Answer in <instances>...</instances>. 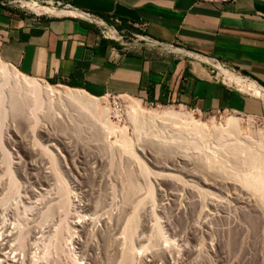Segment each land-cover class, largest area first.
Here are the masks:
<instances>
[{"label":"rangeland","instance_id":"obj_1","mask_svg":"<svg viewBox=\"0 0 264 264\" xmlns=\"http://www.w3.org/2000/svg\"><path fill=\"white\" fill-rule=\"evenodd\" d=\"M7 2L24 13L35 14L15 0ZM50 84L69 87L64 84ZM231 85L241 91L235 83ZM4 90L5 95L0 90V216L3 217H0V231L3 234L12 233V237L21 235L17 236L18 239L10 237L13 247L15 239L16 242L18 240V248L22 244L26 245L20 250L15 244L14 248L17 250H10L11 257L19 255L23 248L19 257L24 258L26 254L29 256V259L25 258V264H108V254L109 257L114 254V257L121 251L122 246L125 250L132 246L135 248L133 253L137 254L135 264H264V198L260 193L249 192L252 194L245 196L242 193L245 199H249L246 200L248 204L241 199L244 197L237 190L240 194L239 202V194H236V191L234 193L235 189L219 184L225 180V183H239L242 175L254 174L257 169L264 170V160L261 165L252 160L250 162V158L244 154H241V158H235L226 151L214 152L206 147L189 146L169 133L158 134L149 126L141 133L140 128L131 121L132 103L129 96L103 97V106L109 105L111 110L108 119L117 124L119 129L107 133L105 139L97 140L90 134V128L82 124L76 116L60 109H52L48 105L43 110L37 109L39 112L28 109L25 116L16 115L11 109L9 94L7 95L9 87L6 86ZM258 100L262 103L258 115L236 112L202 114L185 108L204 121L215 117L221 126L226 125L225 120L233 116L243 118L246 124L251 119L255 121L254 139L251 136L253 133L250 136L259 141V133L264 134V98ZM141 103L147 109L183 107L176 104ZM98 117L106 118L103 109L99 111ZM125 138L135 145L136 154L139 156L136 159L124 149L122 142ZM177 157H180L178 161ZM43 161L46 162L45 165ZM45 166L47 173L52 170L55 176L58 174V178L54 180L51 172L48 174V181V178L43 176ZM41 168L44 169L43 172ZM145 170H148L149 174H144ZM128 173L134 175L132 178L134 177L135 192L132 196V190L129 195L133 198L129 196L126 200L128 194L126 195L125 178H128ZM222 177L225 180L221 179ZM231 177L233 180L229 181L228 178ZM214 182H217L216 185ZM192 186L201 189H195L197 193H194ZM219 187L224 188V191ZM191 190L193 194L190 193ZM253 193L259 197H255ZM196 197H199L200 201ZM205 197L207 200H203ZM255 199L263 200V205L259 204L260 201L256 204ZM63 202L68 204L64 205ZM253 203L256 204L254 209ZM249 205H252L251 208ZM128 206L130 207L127 208ZM204 211L209 215L201 216V212L205 214ZM135 213L139 216L137 215V229L131 240L128 232L129 219ZM210 213L214 219L210 217ZM76 222L82 225H75ZM12 226L18 229L16 232L13 230L17 235L13 233ZM23 235L27 243L19 245ZM76 239L80 245L75 243ZM189 240L192 242L189 243ZM131 241L134 242L132 245ZM192 247L195 250L193 255L187 256L185 251ZM197 249L199 251H196ZM28 260H31V263Z\"/></svg>","mask_w":264,"mask_h":264},{"label":"crops","instance_id":"obj_2","mask_svg":"<svg viewBox=\"0 0 264 264\" xmlns=\"http://www.w3.org/2000/svg\"><path fill=\"white\" fill-rule=\"evenodd\" d=\"M63 1L110 23L129 43L146 36L169 47H129L95 22L28 14L0 0V58L28 77L95 97L129 96L202 114L261 112L260 97L229 84L205 58L264 86V0Z\"/></svg>","mask_w":264,"mask_h":264},{"label":"bare ground","instance_id":"obj_3","mask_svg":"<svg viewBox=\"0 0 264 264\" xmlns=\"http://www.w3.org/2000/svg\"><path fill=\"white\" fill-rule=\"evenodd\" d=\"M15 2L17 3H21L22 6L28 8L30 11H32L33 13L37 14V15H48V16H65V15H72V16H76V17H80L82 19H86L89 20L91 22H95L97 24L103 25L105 26V30H106V34L108 36H112L114 38H116L117 40L123 41L125 45L129 46V47H136V46H141L142 44L148 47H158L160 45H163L164 47H169L166 44H161L158 41L151 39L149 37L146 36H140V40L136 39L134 42L129 43L128 41H125L123 36L112 26H110L109 24L105 23L103 20H98L97 17L95 18L94 16H92V14H88L86 12H82L80 10L74 9V8H69V7H58L55 5H46L43 4L37 0H15ZM141 41H144V43H142ZM175 51H179V52H186L185 50H181L178 48H175ZM197 56V55H196ZM199 57V56H198ZM197 57V58H198ZM205 57V56H204ZM201 58V56H200ZM205 60L213 63L216 68L219 71V74L223 77V79L225 81H228L229 83H235L237 86L244 88L245 90L249 91V93L251 92L252 94H254L256 97L258 96V98H264V86H262L261 84H259L257 81L249 79L247 77H244L230 69H227L226 67H224L222 64L220 63H216L215 61L205 58ZM204 61V60H203ZM8 86L9 87V92L7 93V95L9 94L10 97V105H11V109L12 111L19 116H25L26 112L28 109H32L35 110L36 112H39L40 110L37 109H44L46 105H48L50 108L52 109H60L62 111H64L67 114H71L76 116L79 120H81V123L84 124L86 127L88 126L90 128V134H92V137L94 139H105V135L107 133H113L115 132L117 129V124L115 125V123H113L112 121H110V119H108V116L111 114V110L109 105L103 106L102 104V99L100 97H95L90 95L89 93H87L84 90H80V89H74V88H70V87H63V86H55V85H51L49 82H46L44 80H40V79H36V78H31L28 77L24 74H22L17 68H15L13 65L8 64L7 62L3 61L0 58V90L2 91V93L5 95V87ZM2 94V97L4 100V96ZM130 98V97H129ZM130 103H132L131 105V116L132 119L130 118L131 116H129V118L131 119V121H134L136 127L140 128L141 133L142 131H146L144 130L145 127L149 126L150 128L154 129V131L156 133H166V134H170L171 136L175 137L176 139H180L181 143L183 142L184 144H187L189 146H196L197 147H206L208 150L213 149L214 152H218V151H226L227 153H229L231 156L235 157V158H241V154H244L245 156L248 157V159L251 160L256 163L259 162L263 163L264 160V134L263 133H259L260 134V139L258 137L259 141H255L253 140L255 136V132L253 133V125L254 122L253 120H249V122L246 124L243 118L240 117H230L228 118L226 121V125L221 126L218 125L219 122H217L215 117L210 118L209 120L204 121L203 119H199L197 118L192 112H190V110H187L184 106L180 109L174 107V106H169V107H161L160 109H147L145 108L142 103L141 100L138 99H134V98H130ZM103 109L104 110V114L106 116V118H99V111ZM35 112H32V114ZM36 114V113H35ZM100 119V120H99ZM99 120V121H98ZM219 121V120H218ZM135 127V128H136ZM137 129V128H136ZM143 129V130H142ZM122 132L125 131L124 129H120ZM139 131V130H138ZM253 133V134H252ZM252 134V135H251ZM143 135V134H141ZM253 139H252V137ZM158 136V135H157ZM101 142V141H100ZM153 142V141H152ZM123 146L124 149L127 151V153L130 154V156L135 157V159L139 156H137L138 154H136V150H135V145L133 144L132 141H130L129 139L125 138L123 139ZM84 144V143H83ZM71 145V144H70ZM4 148V147H3ZM70 148V147H69ZM33 150V149H32ZM212 150V151H213ZM3 151V150H1ZM211 151V150H210ZM166 152V151H165ZM168 152V151H167ZM213 152V153H214ZM200 154V153H199ZM5 156V153L3 154ZM202 155V154H201ZM243 155V156H244ZM36 156V155H35ZM5 158V157H4ZM131 158V157H130ZM177 161L179 160L180 157H177ZM210 158V157H209ZM234 158V159H235ZM41 159V158H40ZM175 159V158H174ZM184 157H183V161H184ZM247 159V158H246ZM45 160H47L45 158ZM176 160V159H175ZM181 160V159H180ZM242 160H245L244 158H242ZM241 160V161H242ZM6 161V160H5ZM4 161V164H5ZM189 161H192L189 159ZM248 161V160H247ZM9 162V161H8ZM39 162H41L39 160ZM44 162V161H43ZM225 162V161H224ZM245 162V161H244ZM7 163V161H6ZM37 163V162H36ZM42 163V162H41ZM46 162H44L45 165ZM178 163V162H177ZM181 163V162H179ZM196 163V162H195ZM210 163V162H209ZM253 163V164H254ZM39 164V163H38ZM112 164V163H111ZM194 164V163H193ZM191 164V165H193ZM257 164V163H256ZM255 164V165H256ZM53 165V164H51ZM222 165V163H221ZM260 165V168L262 167ZM1 166V165H0ZM10 166V165H9ZM12 166V165H11ZM48 166V165H47ZM50 166V165H49ZM48 166V167H49ZM46 167V166H45ZM201 167V166H200ZM256 167V166H255ZM259 167V166H258ZM9 168V167H8ZM44 168V166H43ZM41 168V170L43 169ZM51 168V167H50ZM48 168V170L50 169ZM199 168V167H198ZM202 168V167H201ZM10 169V168H9ZM47 167L45 168V175H43L44 173H42V175L45 177H49L48 174H50L52 172V170L50 173H47L46 171ZM59 169V168H57ZM56 169V170H57ZM146 169V167H145ZM11 170V169H10ZM44 170V169H43ZM42 170V172H43ZM144 170V168H143ZM58 171V170H57ZM200 171V170H199ZM226 171V170H225ZM258 171V169H257ZM253 173H249V175H242L241 179L239 180L238 177L237 180H239V183H236L235 181L232 182L230 181L233 180L232 177L228 178L230 183H225V179H223V177L221 179L225 180L223 181V183H219L221 185H225L227 186V188H232L235 189L234 193L237 190L238 192L242 193L245 195H251L252 193L249 192H255V193H260V195L262 196V198H264V170L260 169V171ZM8 172V171H7ZM144 174H149L148 170L144 171ZM10 173V171L8 172ZM59 173V172H58ZM131 173V172H129ZM128 173V174H129ZM198 173V172H197ZM200 173V172H199ZM57 174V173H56ZM194 174V173H193ZM11 175V174H10ZM50 175H54V172H52ZM58 175V174H57ZM57 175H54V180L55 178H58ZM129 174V176L127 175V179L125 178V180L127 181L126 185H127V189L125 187V189L127 190V199L131 194L133 196V193L135 192V188H134V182H133V178L131 175ZM147 176V175H146ZM43 177V178H44ZM45 177V178H46ZM51 178V176H50ZM217 179V176H216ZM15 180V179H14ZM57 180V179H56ZM62 180V179H61ZM119 181L121 180V178L118 179ZM209 180V179H208ZM47 181V180H46ZM48 181L49 178H48ZM53 181V178L52 180ZM105 181V180H104ZM108 181V180H107ZM220 181V180H219ZM228 181V182H229ZM114 182V181H113ZM121 182V181H120ZM124 182V180H123ZM207 182V181H206ZM222 182V181H221ZM13 183V182H12ZM185 183V182H184ZM215 183V182H214ZM212 183V184H214ZM217 183V182H216ZM216 183L214 185H216ZM60 184V183H59ZM123 184V183H122ZM125 184V182H124ZM210 184V183H209ZM211 184V185H212ZM120 185V184H119ZM124 185V186H126ZM187 185V184H186ZM184 184V186H186ZM210 185V186H211ZM218 185V184H217ZM220 185V186H221ZM47 186V185H46ZM183 186V187H184ZM188 186V185H187ZM197 186V185H196ZM196 186H192L195 189H198L197 191H199L201 188H197ZM67 187V186H66ZM116 187V186H115ZM192 187H190L192 189ZM222 187V186H221ZM182 188V187H181ZM220 188V187H219ZM218 188V189H219ZM115 189V188H114ZM138 189V188H137ZM136 189V190H137ZM178 189V188H177ZM189 189V188H186ZM217 189V188H216ZM224 188H220V190H222ZM226 189V188H225ZM230 189V190H232ZM45 190V189H44ZM111 190H113L111 188ZM118 190V189H117ZM134 190V191H132ZM207 190V189H206ZM205 190V191H206ZM229 190V189H228ZM115 191V190H114ZM132 191V193H131ZM212 191V190H211ZM210 191V192H211ZM224 191V190H222ZM233 191V190H232ZM186 192V191H185ZM201 192V191H200ZM204 192V191H203ZM209 192V191H208ZM209 192V193H210ZM64 193V192H63ZM110 193V192H109ZM115 193V192H114ZM125 193V192H124ZM129 193H131L129 195ZM184 193V192H183ZM190 193L193 194L192 190L190 191ZM194 193H197L196 191ZM199 193V192H198ZM207 193V191H206ZM205 193V194H206ZM232 193V192H231ZM233 193V195H235ZM67 194V192H66ZM113 194V193H112ZM116 194V193H115ZM201 194V193H200ZM198 194V195H200ZM204 194V195H205ZM107 195V194H106ZM175 195V194H174ZM191 195V194H190ZM203 195V197H204ZM207 195V194H206ZM205 195V196H206ZM209 195V194H208ZM232 195V194H231ZM254 195V193H253ZM257 195V194H256ZM256 195H254L256 197ZM180 196V195H179ZM193 196V195H191ZM215 196V195H214ZM236 196V195H235ZM243 196V197H244ZM252 197L253 199L255 197ZM258 196V195H257ZM260 196V198H261ZM68 197V195H67ZM177 197V196H176ZM229 197V196H228ZM250 198V196H248ZM259 197V196H258ZM65 198V197H64ZM153 198V197H152ZM193 198V197H192ZM198 200L200 199L199 197ZM215 198V197H214ZM238 198V195L237 197ZM261 198V199H262ZM66 199V198H65ZM154 199V198H153ZM194 201L196 200L195 198H193ZM202 199V198H201ZM205 198H203V200H205ZM213 199V198H212ZM221 199V198H220ZM240 194H239V198L238 201L240 202ZM241 199L243 200H247L241 197ZM259 199V198H258ZM90 200V199H89ZM143 200V199H142ZM147 200V198H146ZM207 200V199H206ZM214 200V199H213ZM218 200V199H217ZM224 200V199H223ZM241 200V201H242ZM252 199H250L251 202ZM257 200V199H255ZM264 200V199H263ZM262 200V201H263ZM65 201V200H64ZM140 201V200H139ZM164 201V200H163ZM197 201V200H196ZM200 201V200H199ZM215 201V200H214ZM226 201V200H225ZM228 201V200H227ZM249 201V199H248ZM257 200L255 201L256 204H258ZM260 201V205L262 204ZM67 202V200L65 201ZM130 202V201H128ZM193 202V201H192ZM224 202V201H223ZM64 203V202H63ZM61 203V204H63ZM143 203V202H142ZM205 203V201L203 202ZM211 203V202H210ZM242 203V202H241ZM246 203L249 204V202L246 201ZM66 203H64L65 205ZM68 204V203H67ZM66 204V205H67ZM96 204V202H95ZM132 204V203H131ZM136 204V203H135ZM140 203H138V210H139V205ZM193 204V203H191ZM230 204V203H229ZM251 204V203H250ZM254 204V203H253ZM252 204V205H253ZM256 204H254L253 209L255 208ZM264 204V203H263ZM262 204V205H263ZM70 205V204H69ZM93 205V204H92ZM127 205V203H126ZM214 205V204H213ZM246 205V204H245ZM251 205V206H252ZM259 205V207H260ZM145 206V205H144ZM202 206V205H201ZM232 206V205H231ZM251 206L249 205V207L251 208ZM55 207V206H54ZM64 207V206H63ZM130 206H128L127 208H129ZM191 207V205H190ZM193 207V206H192ZM217 207V206H215ZM248 207V206H247ZM258 207V206H257ZM125 208V207H124ZM136 208V207H135ZM198 209V208H197ZM204 209V206H203ZM252 209V210H253ZM260 209V208H259ZM110 210V209H109ZM202 210V209H201ZM222 210V209H221ZM252 210L250 211V213H252ZM122 211V210H121ZM127 211V210H126ZM136 211V209H135ZM196 212V210H194ZM200 211V210H199ZM206 211V210H205ZM203 212L205 214H202L201 212V216H205V215H209V211H207L208 214H206V212ZM259 211V210H258ZM261 211V209H260ZM259 211V212H260ZM50 212V211H49ZM53 212V211H52ZM139 213V212H138ZM138 213H135L130 219H129V227H128V232L131 235V240L132 237H134V231L137 229L136 228V222H137V215ZM178 213V212H177ZM198 213V212H197ZM257 213V212H256ZM215 214V213H214ZM255 214V213H253ZM63 215V214H62ZM200 215V213H199ZM211 213H210V217H211ZM256 215V214H255ZM4 216V215H3ZM139 216V215H138ZM258 216V215H256ZM1 217V216H0ZM103 217V216H102ZM124 217V216H123ZM3 218V217H1ZM75 218V217H74ZM139 218V217H138ZM204 218V217H203ZM213 218V217H211ZM215 218V217H214ZM213 218V219H214ZM251 218V217H250ZM105 219V218H104ZM103 219V220H104ZM55 220V219H54ZM90 220V219H89ZM88 220V221H89ZM107 220V219H106ZM111 220V219H110ZM208 220V218H207ZM6 221V220H5ZM42 221V220H41ZM109 221V220H108ZM107 221V222H108ZM1 222V221H0ZM93 222V221H91ZM110 222V221H109ZM209 222V221H208ZM3 223V222H2ZM79 223V222H78ZM78 223H74L75 225H78ZM86 223V222H85ZM101 223V222H100ZM201 223V222H200ZM5 224V222H4ZM80 224V223H79ZM89 224V223H88ZM94 224V223H93ZM120 224V223H119ZM128 224V222H127ZM126 224V225H127ZM154 224V223H153ZM10 225V223H9ZM13 225V223H12ZM16 225V224H15ZM82 225V224H80ZM160 225V224H159ZM243 225V224H242ZM8 226V224H7ZM67 226V225H66ZM86 226V225H85ZM95 226V225H94ZM2 227V226H0ZM6 227V226H5ZM83 227V226H81ZM123 227V226H121ZM171 227V226H170ZM198 226H196L197 228ZM13 228V226H12ZM16 228V227H15ZM84 228V227H83ZM159 228V227H158ZM157 228V229H158ZM9 229V228H8ZM64 229V228H63ZM18 230L16 229H12V231ZM193 230V229H192ZM11 231V230H10ZM9 231V232H10ZM13 231V233L15 234V232ZM20 232V230L18 231ZM23 232V231H22ZM125 232V231H124ZM192 232V231H191ZM1 233V231H0ZM76 233V232H75ZM195 233V232H194ZM10 234L12 233H8V234H3L1 233L0 236H2V238L0 239V263L2 264H25L24 262L29 259V256L26 254V257L22 258L19 257V255H21L22 251L20 252V254L15 255L13 257H11L10 255V250H12L15 247V244H17L16 239L17 236H21L18 233H16L15 236V244L14 247L12 246L13 244H11V238L12 237ZM22 234V233H21ZM24 234V232H23ZM199 234V233H198ZM125 235V234H124ZM139 235V234H138ZM196 235V234H195ZM14 236V235H13ZM26 236V235H25ZM53 236V235H52ZM62 236V235H61ZM129 236V235H128ZM190 236V234H189ZM193 236V235H192ZM197 236V235H196ZM12 237V238H15ZM29 237V236H28ZM31 237V236H30ZM124 237V236H123ZM136 237V236H135ZM191 237V236H190ZM53 238V237H52ZM111 238V237H110ZM194 238V237H193ZM198 238V237H197ZM20 240L22 239L19 238ZM25 241H24V240ZM23 239L19 242V245H21L22 243H25L27 240L24 238L23 235ZM68 239V238H67ZM109 240V239H108ZM127 240V239H126ZM130 240V239H129ZM136 240V239H135ZM192 240V237H191ZM191 240H189V243L192 242ZM194 240V239H193ZM199 240V239H198ZM203 240V239H201ZM73 241V240H72ZM75 243L79 244V240H74ZM106 241V240H105ZM120 241V240H119ZM124 241V239L122 240ZM134 241V240H133ZM131 241L130 244L132 245L134 242ZM197 241V240H196ZM29 242V241H28ZM111 242V241H110ZM140 242V241H139ZM12 243H14V241H12ZM27 243V242H26ZM25 243V244H26ZM106 243V242H105ZM125 243V241H124ZM129 243V242H127ZM172 243V242H171ZM170 243V244H171ZM264 243V242H263ZM120 244H123V242ZM129 244V245H130ZM115 245V243H114ZM119 245V244H118ZM117 245V246H118ZM124 245V244H123ZM137 245V244H136ZM24 246L23 244L21 245V247ZM26 246V245H25ZM24 246V247H25ZM84 246V245H83ZM122 246V245H121ZM150 246V245H149ZM197 246V245H196ZM195 246V247H196ZM18 244H17V248H18ZM20 247V248H21ZM86 247V246H85ZM91 247V246H90ZM93 247V246H92ZM125 247V246H124ZM244 247V246H243ZM264 247V246H263ZM262 247V248H263ZM18 248V249H20ZM83 248V247H82ZM88 248V247H87ZM121 248V247H120ZM144 248V247H143ZM202 248V247H201ZM16 249V248H14ZM95 249V248H94ZM91 249V250H94ZM133 249L132 246H130V248H126V250L123 248L118 250L120 252H118L116 254V256L113 257L110 256L108 254V264H135L136 259L135 256H137V254L133 253ZM170 249V248H169ZM182 249V248H181ZM17 250V249H16ZM21 250V249H20ZM58 250V249H57ZM88 250V249H87ZM143 250V249H142ZM167 250V249H166ZM174 250V249H173ZM178 250V249H177ZM180 250V249H179ZM203 250V249H201ZM25 251V248H24ZM86 251V250H85ZM164 251V250H163ZM168 251V250H167ZM171 251V249H170ZM193 247L192 249L189 248L188 250L185 251V254L187 256H191L193 255ZM196 251H199L198 249ZM242 251V250H241ZM19 252V250H18ZM42 252V251H41ZM40 252V253H41ZM116 252V251H115ZM138 252V251H137ZM169 252V251H168ZM26 253V252H25ZM24 253V254H25ZM97 253V252H96ZM95 253V254H96ZM105 253V252H104ZM107 253V252H106ZM110 253V252H109ZM113 253V252H112ZM156 253V252H155ZM159 252H157L158 254ZM172 253V252H171ZM174 253V252H173ZM172 253V254H173ZM135 254V255H134ZM154 256V253H152ZM167 254V253H166ZM176 254V253H175ZM178 254V253H177ZM200 254V253H198ZM160 255V254H159ZM169 255V254H168ZM25 256V255H24ZM47 256V255H46ZM102 256V255H101ZM152 256V255H151ZM158 256V255H157ZM179 256V255H178ZM38 257V256H37ZM48 257V256H47ZM180 257V256H179ZM26 258V260H25ZM31 258V257H30ZM137 258V257H136ZM152 258V257H151ZM151 258H149L151 260ZM172 258V257H171ZM175 258V257H173ZM190 258V257H189ZM208 258V257H207ZM258 258V257H257ZM36 259V258H35ZM40 259V258H38ZM183 259V258H182ZM25 260V261H24ZM32 260V259H31ZM31 260H28L29 262ZM141 260V259H139ZM34 261V258H33ZM36 261V260H35ZM37 262V261H36ZM95 262L99 263L98 261L95 260ZM31 263V262H30ZM43 263V262H42ZM167 262H165L166 264ZM28 264V262H27ZM35 264V263H34ZM101 264V262L99 263ZM104 264V262H103ZM147 264V263H145ZM156 264V263H155ZM263 264V263H262Z\"/></svg>","mask_w":264,"mask_h":264},{"label":"built area","instance_id":"obj_4","mask_svg":"<svg viewBox=\"0 0 264 264\" xmlns=\"http://www.w3.org/2000/svg\"><path fill=\"white\" fill-rule=\"evenodd\" d=\"M37 1H39V2H41L43 4H46V5H55V6H58V7L74 8L71 4H67L63 0H37ZM230 1H234V0H196L197 3H204V2H230ZM74 9H76V8H74ZM104 22L110 25V23H108L106 21H104ZM112 27L115 28L114 26H112ZM108 37H110L111 39L117 40L116 38H114L112 36H108ZM216 63H219V62H216ZM213 68L215 69V71H217V73L219 72L214 64H213ZM108 97L116 98V97H119V96H115V95H111L110 94V95H108Z\"/></svg>","mask_w":264,"mask_h":264}]
</instances>
